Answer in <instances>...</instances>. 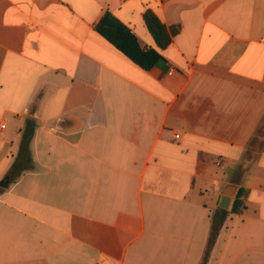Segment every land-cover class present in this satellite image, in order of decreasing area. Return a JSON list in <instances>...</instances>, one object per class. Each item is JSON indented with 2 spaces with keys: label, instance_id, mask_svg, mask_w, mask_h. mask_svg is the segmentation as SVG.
<instances>
[{
  "label": "crops",
  "instance_id": "crops-1",
  "mask_svg": "<svg viewBox=\"0 0 264 264\" xmlns=\"http://www.w3.org/2000/svg\"><path fill=\"white\" fill-rule=\"evenodd\" d=\"M229 185L206 264H264V0H0V264H201Z\"/></svg>",
  "mask_w": 264,
  "mask_h": 264
},
{
  "label": "trees",
  "instance_id": "trees-1",
  "mask_svg": "<svg viewBox=\"0 0 264 264\" xmlns=\"http://www.w3.org/2000/svg\"><path fill=\"white\" fill-rule=\"evenodd\" d=\"M110 17L111 15H106L105 17L101 19V21L96 26L97 32H99L105 39H107L111 44H113L117 49L122 51L127 57H129L133 62L141 66L143 69L145 70L150 69L157 62V60L160 59L159 55L154 51H148L147 53H143L144 56H141V58H138L132 53L122 48L120 44L118 43L119 42L118 39L116 40V38L114 37V34L116 35V31L112 30L113 26L111 25V22L109 21ZM143 21H144V24L148 32L154 39L159 49H165L167 46H169L172 42V38L175 37L179 33L178 27L173 26V27L167 28L158 19V17L149 9L143 13ZM121 28L123 29L122 26ZM137 50L140 51L139 48H137ZM148 55L152 56V61L150 63L144 62V59L148 57ZM33 132H34V127L30 122L27 123L21 131V141H20V146H19V152L7 176L10 182H14L21 175L22 172H25L31 168L32 159H31V153L29 150V145H30V142L33 136ZM246 197H247V190L243 188H238L235 192L233 205L229 212L227 210L217 208L216 215H214V217L212 218L211 235L208 241L207 253L205 257L203 258V261L201 264H206L207 258H208L207 254L209 251L208 249L215 241V238L225 218L227 217V215L229 213L241 214L245 210L246 205H245L244 200Z\"/></svg>",
  "mask_w": 264,
  "mask_h": 264
},
{
  "label": "water",
  "instance_id": "water-1",
  "mask_svg": "<svg viewBox=\"0 0 264 264\" xmlns=\"http://www.w3.org/2000/svg\"><path fill=\"white\" fill-rule=\"evenodd\" d=\"M5 182L7 181H2L1 185L5 186ZM235 190H236V187L233 185H229L224 189L221 197L219 198L218 204H217V206L220 209L227 210V211L231 210L233 201H234Z\"/></svg>",
  "mask_w": 264,
  "mask_h": 264
},
{
  "label": "rangeland",
  "instance_id": "rangeland-1",
  "mask_svg": "<svg viewBox=\"0 0 264 264\" xmlns=\"http://www.w3.org/2000/svg\"><path fill=\"white\" fill-rule=\"evenodd\" d=\"M246 166H247V163L246 162H242V163H238V164H236V165H234L233 167L235 168V169H242L243 171L239 174L240 175V177H237V178H240V179H242V178H245V168H246ZM247 169V168H246Z\"/></svg>",
  "mask_w": 264,
  "mask_h": 264
},
{
  "label": "built area",
  "instance_id": "built-area-1",
  "mask_svg": "<svg viewBox=\"0 0 264 264\" xmlns=\"http://www.w3.org/2000/svg\"><path fill=\"white\" fill-rule=\"evenodd\" d=\"M2 128H4V125H1ZM176 138H178V136H176Z\"/></svg>",
  "mask_w": 264,
  "mask_h": 264
}]
</instances>
